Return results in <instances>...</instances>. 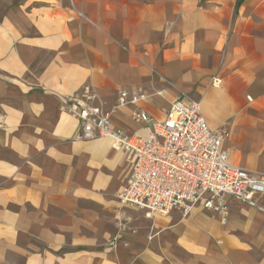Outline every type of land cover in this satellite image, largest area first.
<instances>
[{
    "label": "crops",
    "instance_id": "crops-1",
    "mask_svg": "<svg viewBox=\"0 0 264 264\" xmlns=\"http://www.w3.org/2000/svg\"><path fill=\"white\" fill-rule=\"evenodd\" d=\"M86 86L141 136L119 90L158 120L188 95L230 162L264 175V0H24L0 16V264H264V196L227 198L225 225L119 208L131 156L79 139L64 110Z\"/></svg>",
    "mask_w": 264,
    "mask_h": 264
},
{
    "label": "built area",
    "instance_id": "built-area-1",
    "mask_svg": "<svg viewBox=\"0 0 264 264\" xmlns=\"http://www.w3.org/2000/svg\"><path fill=\"white\" fill-rule=\"evenodd\" d=\"M212 85L219 86L218 78ZM158 92L157 95H161ZM149 96L140 90L117 92L116 108H134L131 117L145 136L112 127L110 113L89 88L67 98L65 112L80 124L79 139H108L114 149L131 156L120 204L151 214L178 212L189 216L195 208L219 216L225 225L231 201L256 207L264 196V175L233 165L223 149L229 134L209 127L198 101L177 97L161 120L140 105Z\"/></svg>",
    "mask_w": 264,
    "mask_h": 264
},
{
    "label": "rangeland",
    "instance_id": "rangeland-1",
    "mask_svg": "<svg viewBox=\"0 0 264 264\" xmlns=\"http://www.w3.org/2000/svg\"><path fill=\"white\" fill-rule=\"evenodd\" d=\"M24 2V0H0V16L6 11V9H16V7L17 6H19V5H21L22 3ZM87 87V86H86ZM87 88H89L90 90H91V88L90 87H87ZM93 91V90H92ZM126 91V90H125ZM94 92V91H93ZM95 93V92H94ZM96 94V93H95ZM181 96H185V97H187V98H190L188 95H185V94H182ZM99 99V98H98ZM99 102H100V100H99ZM97 140H105V141H107L108 139H105V138H97V139H94V140H89V141H87V142H90V141H97ZM84 141V140H83ZM109 141V140H108ZM107 141V142H108ZM108 143H110V142H108ZM110 145H111V143H110ZM116 194H115V196H114V198H113V200H115L116 202H118L119 204H120V202H119V199H118V192H119V190H120V188H121V186H122V184H123V179L122 180H120V181H117L116 182ZM119 208H121V209H125L126 207H122L121 206V204L119 205ZM144 212V211H143ZM172 213V212H171ZM171 213H169V214H171ZM168 214V215H169ZM151 215H153V214H151ZM156 215H158V216H160L159 214H156ZM163 216H166V215H163ZM188 217V216H187ZM180 218H184V217H180Z\"/></svg>",
    "mask_w": 264,
    "mask_h": 264
}]
</instances>
